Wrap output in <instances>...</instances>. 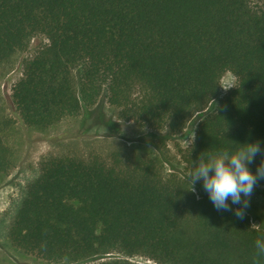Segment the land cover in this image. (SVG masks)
I'll return each mask as SVG.
<instances>
[{
    "label": "trees",
    "instance_id": "16d2710c",
    "mask_svg": "<svg viewBox=\"0 0 264 264\" xmlns=\"http://www.w3.org/2000/svg\"><path fill=\"white\" fill-rule=\"evenodd\" d=\"M36 35L47 43L12 101L39 130L105 93L118 118L173 135L217 96L224 73L237 82L180 151L181 175L139 150L44 157L9 244L55 264H136L98 261L114 252L157 264H264V220L255 228L224 196L192 187L264 185V0L258 10L250 0H0V68ZM10 128L0 105V177L13 168L2 139Z\"/></svg>",
    "mask_w": 264,
    "mask_h": 264
},
{
    "label": "rangeland",
    "instance_id": "374dc122",
    "mask_svg": "<svg viewBox=\"0 0 264 264\" xmlns=\"http://www.w3.org/2000/svg\"><path fill=\"white\" fill-rule=\"evenodd\" d=\"M262 0H250L251 8L258 10ZM47 43L42 35L34 36L25 50L16 54L10 68H0V105L11 120V128L2 139L10 148L13 168L5 177H0V264H55L24 254L13 248L6 238V232L21 199L23 188L38 175L40 161L48 156L68 153L98 152L114 149L139 150L161 164L165 172L181 175L184 164L180 151L191 145L200 121L213 114L221 99L235 87L237 79L226 72L220 79L217 96L207 108L190 118L183 130L168 135L165 130L139 127L133 121L118 118L117 110L111 107L102 93L96 103L82 110L77 116L65 117L50 128L39 130L22 123L12 101L13 84L23 74L25 63ZM112 124V125H109ZM198 182L192 184L196 196L214 194L227 198L236 210L248 213L250 224L260 228L264 220V185H239L219 179L205 184L209 190H200ZM204 185V186H205ZM127 259L136 264H157L142 257H125L119 253L108 254L104 259ZM96 262V261H94ZM92 261L81 263L91 264Z\"/></svg>",
    "mask_w": 264,
    "mask_h": 264
},
{
    "label": "built area",
    "instance_id": "2783aa9c",
    "mask_svg": "<svg viewBox=\"0 0 264 264\" xmlns=\"http://www.w3.org/2000/svg\"><path fill=\"white\" fill-rule=\"evenodd\" d=\"M22 76H23V74L21 75V78H22ZM18 81H19V80H18ZM18 81H17V82H18ZM17 82H15V83L13 84V88H14V86L16 85Z\"/></svg>",
    "mask_w": 264,
    "mask_h": 264
}]
</instances>
